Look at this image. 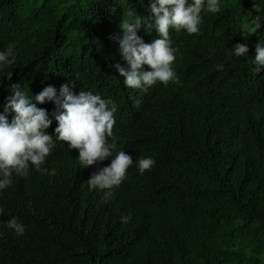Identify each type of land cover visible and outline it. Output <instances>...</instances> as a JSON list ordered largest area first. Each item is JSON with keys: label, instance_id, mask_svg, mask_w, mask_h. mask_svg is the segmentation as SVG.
<instances>
[{"label": "trees", "instance_id": "trees-1", "mask_svg": "<svg viewBox=\"0 0 264 264\" xmlns=\"http://www.w3.org/2000/svg\"><path fill=\"white\" fill-rule=\"evenodd\" d=\"M256 2L220 0L198 34L169 29L179 82L140 91L113 65L127 67L121 21L148 15V0H0V50L15 57L0 70V111L11 84L33 95L69 80L73 92L95 89L116 104L112 131L133 159L105 198L86 181L109 160L80 168L78 151L53 137L44 167L55 174L30 166L0 192V264H264V68L252 64L264 20L255 33L243 27ZM137 34L156 38L143 26ZM237 43L247 57L232 55ZM148 156L141 175L135 162ZM12 216L23 235L4 226Z\"/></svg>", "mask_w": 264, "mask_h": 264}, {"label": "clouds", "instance_id": "clouds-1", "mask_svg": "<svg viewBox=\"0 0 264 264\" xmlns=\"http://www.w3.org/2000/svg\"><path fill=\"white\" fill-rule=\"evenodd\" d=\"M254 17L252 25H244V33H255L264 20V6L261 0L253 4ZM148 15L129 13V17L121 21L119 27L122 35L118 40V51L127 67L115 64L113 67L127 88L146 91L156 82L167 86L169 82L178 83L172 63L175 59L174 49L169 39V29L175 32L198 34L202 23L201 13H219L220 0H148ZM147 28L156 33V38L145 42L138 31ZM243 35V34H242ZM236 57H247L248 46L237 43L231 49ZM252 64L255 71L264 68V41L255 45ZM14 50L6 47L0 50V70L14 62ZM147 66L144 70L142 66ZM11 71H7V79H11ZM73 82L61 84L59 92L51 86H45L37 94H29L20 84L10 85V95L0 111V192L9 187L12 177L26 178L31 166L37 173L54 175L55 170L44 167L53 145V137L57 141L67 142L68 149H76L80 168H85L108 159L106 166L98 168L86 181L89 191L105 190V198L111 196V190L119 187L125 179L127 169L133 159L118 148L113 134L116 104L101 92L79 90L73 92ZM52 102L55 111L51 118L44 108L38 104ZM56 127L53 135L46 129L52 124ZM155 161L152 157L138 158L135 167L139 174L150 170ZM129 216H122L121 222L127 223ZM4 226L15 235L24 234L25 226L12 216Z\"/></svg>", "mask_w": 264, "mask_h": 264}]
</instances>
